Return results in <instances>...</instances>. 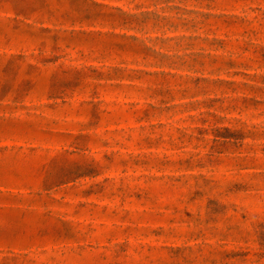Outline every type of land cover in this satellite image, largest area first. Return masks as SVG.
<instances>
[{
	"label": "rangeland",
	"instance_id": "1",
	"mask_svg": "<svg viewBox=\"0 0 264 264\" xmlns=\"http://www.w3.org/2000/svg\"><path fill=\"white\" fill-rule=\"evenodd\" d=\"M0 264H264V0H0Z\"/></svg>",
	"mask_w": 264,
	"mask_h": 264
}]
</instances>
